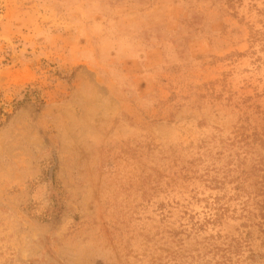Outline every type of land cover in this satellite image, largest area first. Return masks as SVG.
<instances>
[{"label":"rangeland","instance_id":"374dc122","mask_svg":"<svg viewBox=\"0 0 264 264\" xmlns=\"http://www.w3.org/2000/svg\"><path fill=\"white\" fill-rule=\"evenodd\" d=\"M0 264H264V0H0Z\"/></svg>","mask_w":264,"mask_h":264}]
</instances>
